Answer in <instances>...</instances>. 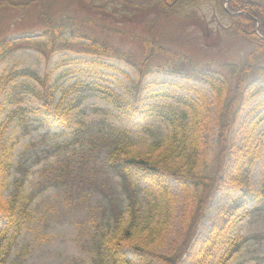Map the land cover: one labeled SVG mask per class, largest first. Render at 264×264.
I'll return each instance as SVG.
<instances>
[{"label": "trees", "instance_id": "16d2710c", "mask_svg": "<svg viewBox=\"0 0 264 264\" xmlns=\"http://www.w3.org/2000/svg\"><path fill=\"white\" fill-rule=\"evenodd\" d=\"M47 0H0L4 10H29L42 13L45 21L40 36L56 34L57 25L44 10ZM96 16L84 21L102 26L105 19L117 13L132 17L136 12L175 15L190 19L192 12L211 2L217 15L226 19L223 29H232L251 44L242 64L229 63V73L195 61L186 53H176L157 39L140 37L144 45L143 62L131 51L88 36L77 53L56 63L73 64L63 73H89V79H78L61 88L52 81L55 66L42 76L34 71V81L19 80L18 71L0 75V264H8L19 237L33 217V205L46 185L62 183L80 173L81 166L104 154L112 172L119 177L125 204L107 205L110 218L94 223L92 264H230L247 237L234 230L248 215L252 204L263 196L255 190L252 176L264 153V0H81ZM85 6V5H84ZM114 7V8H113ZM102 16L105 17L102 19ZM109 16V17H108ZM108 22V21H106ZM35 41L31 36L0 39V63L17 42ZM34 44V43H32ZM157 52L180 57L172 67L179 81H146L147 64ZM104 58L127 61L139 71L138 78ZM106 66L126 76L119 87L102 82ZM25 74V71L20 72ZM193 81L204 82L213 89L214 99ZM30 92L38 104L21 106ZM93 93L111 105L119 115L141 120H160L166 130L145 147H139L130 129L123 126L90 131L79 139L86 148L81 154L63 161L56 159L44 167L53 173L48 184L29 190L26 176H17L6 196L13 167L12 149L6 136L15 120L25 125L27 113L36 114L43 126L71 128L77 110ZM10 104H16L9 108ZM104 122V120H101ZM78 126L85 127L79 120ZM213 125L217 141L212 146ZM149 130L152 124L145 123ZM81 132L76 131L74 136ZM135 138V139H134ZM66 144H70L67 142ZM181 189L185 204L178 240L164 251L177 213ZM105 194L106 189L101 188ZM222 192L229 199L219 207L208 234L196 241L200 223L211 199ZM107 196V195H106ZM111 199V198H110ZM252 205V206H251ZM221 248H223L221 250ZM132 253L134 257H131Z\"/></svg>", "mask_w": 264, "mask_h": 264}, {"label": "rangeland", "instance_id": "374dc122", "mask_svg": "<svg viewBox=\"0 0 264 264\" xmlns=\"http://www.w3.org/2000/svg\"><path fill=\"white\" fill-rule=\"evenodd\" d=\"M105 3L107 0H95ZM85 5V6H84ZM114 8V7H113ZM44 10L51 16L52 23L59 28L56 34L40 36L44 28L42 13L34 8L29 10H4L0 12V39L31 36L35 41L17 42L0 63V75L10 71H18L19 80L34 81V71L42 76L52 70L56 63L67 56L76 54L88 36H96L101 41H108L131 51L135 58L143 62L144 45L140 37L157 39L165 47L176 53H186L195 61L229 73V63L242 64L251 44L232 29H223L221 23L226 19L217 15L211 2L203 4L192 12L190 19L175 15H157L154 11L146 14L136 12L132 17H122L117 13L105 19L102 26L84 21L85 17L96 16L81 0H47ZM109 17V16H108ZM105 17L102 16V19ZM108 21V22H106ZM88 35V36H83ZM108 63L121 67L134 78L139 71L133 64L116 58H104ZM264 62V57L263 61ZM180 63V57L170 52H157L150 64H147L146 81H179L180 75L172 67ZM73 64L55 66L52 76L58 80L61 88L67 87L78 79H89V73H63ZM101 67V66H95ZM105 78L98 77L113 87H119L121 81L128 82L123 74L106 66ZM25 71V74L20 72ZM214 99V91L210 85L193 81ZM261 98H264L262 94ZM38 104L30 92L25 93L21 106ZM16 104H10L9 108ZM25 125L15 120L10 127L6 139L12 149L13 167L10 184L3 194L6 196L12 189L13 180L21 175L27 177L29 190H39L48 184L53 173L44 168L59 159L63 161L68 155L77 156L84 152L86 145L79 139L88 136L90 131L97 129L125 127L130 129L139 147H145L155 137L166 130V124L160 120H141L126 118L106 101L90 95L77 110L74 125L71 128L61 126H43L36 114L27 113ZM79 120L85 121V127L78 126ZM101 120H104L102 122ZM145 123L152 124L149 130L144 129ZM80 131L81 136H74ZM212 146L217 141V128L213 125L211 134ZM70 142V144H66ZM80 173L75 177L46 185L33 205V217L25 227L22 235L11 253L8 264H92L93 243L91 241L94 223L110 218V212L104 213L109 205L125 204L119 177L116 176L106 162L104 154L91 161L88 165H79ZM252 185L255 190H262L263 196L254 202L247 216L234 230V235L247 237L241 249L235 254L230 264H264V153L255 165ZM101 188L106 189L104 194ZM178 194L177 213L168 235L164 251L178 240L181 234V213L184 197L181 189L176 187ZM107 195V196H106ZM111 198V199H110ZM222 192H217L211 199L209 207L202 219L196 241H200L210 231L219 207L228 202ZM223 248H221L222 250ZM134 257L132 253H129ZM181 264H189L185 257Z\"/></svg>", "mask_w": 264, "mask_h": 264}]
</instances>
